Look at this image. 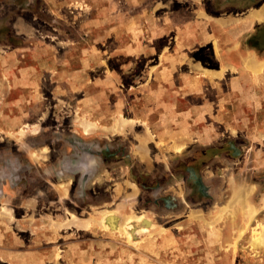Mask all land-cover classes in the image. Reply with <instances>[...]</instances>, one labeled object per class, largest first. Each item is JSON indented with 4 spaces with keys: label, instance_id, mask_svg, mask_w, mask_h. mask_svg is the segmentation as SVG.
<instances>
[{
    "label": "rangeland",
    "instance_id": "1",
    "mask_svg": "<svg viewBox=\"0 0 264 264\" xmlns=\"http://www.w3.org/2000/svg\"><path fill=\"white\" fill-rule=\"evenodd\" d=\"M96 48L99 69L82 67L80 86L50 84L48 119L0 125V264H264V60L246 61L256 88L245 78L232 88L255 98L257 134L178 150L135 118L150 106L144 92L118 87L127 80ZM198 58L221 64L210 49ZM228 58L238 78L242 58Z\"/></svg>",
    "mask_w": 264,
    "mask_h": 264
},
{
    "label": "crops",
    "instance_id": "2",
    "mask_svg": "<svg viewBox=\"0 0 264 264\" xmlns=\"http://www.w3.org/2000/svg\"><path fill=\"white\" fill-rule=\"evenodd\" d=\"M68 1L0 0V125L48 119L50 84L59 87L68 79L73 88L80 86L82 67L88 73L99 69L90 60L103 43L105 69L127 80L118 87L143 91L138 103L150 105L135 118L148 121L169 149L257 134L255 98L243 101L232 88L241 86V78L248 79L245 87L256 88L250 85L255 70L246 61L264 60V51L251 42L264 39V0H85L83 15L81 0H72L73 15L65 14ZM207 49L221 64L210 67L198 58ZM232 55L242 58L235 70L240 79L227 77ZM129 100L122 97V103ZM36 130L23 135L43 133ZM205 172V178L216 176L215 170ZM179 187L186 194L185 184Z\"/></svg>",
    "mask_w": 264,
    "mask_h": 264
},
{
    "label": "bare ground",
    "instance_id": "3",
    "mask_svg": "<svg viewBox=\"0 0 264 264\" xmlns=\"http://www.w3.org/2000/svg\"><path fill=\"white\" fill-rule=\"evenodd\" d=\"M246 64H247V63H246ZM256 66L259 67V65H256ZM256 66H255V67H256ZM175 147H176V146H175ZM176 148H178V147H176ZM180 148H181V147H180ZM180 148H178V150H180ZM112 215H113V214L110 215L111 218H112ZM113 219H114V218H113ZM127 221H128V220H127ZM112 224H113V223H112ZM110 226H111V225H110ZM111 227H112V226H111ZM114 229H115V227H114ZM129 233H130V232H129Z\"/></svg>",
    "mask_w": 264,
    "mask_h": 264
}]
</instances>
